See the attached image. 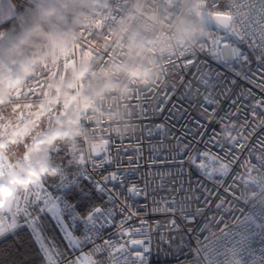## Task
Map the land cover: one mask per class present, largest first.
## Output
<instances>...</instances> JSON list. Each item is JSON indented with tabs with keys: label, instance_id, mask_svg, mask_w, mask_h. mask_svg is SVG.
Masks as SVG:
<instances>
[{
	"label": "snow or ice",
	"instance_id": "snow-or-ice-1",
	"mask_svg": "<svg viewBox=\"0 0 264 264\" xmlns=\"http://www.w3.org/2000/svg\"><path fill=\"white\" fill-rule=\"evenodd\" d=\"M182 59L171 65L175 79L163 95L137 97L146 121L139 133H108L76 158L75 150L61 155L56 131L42 142L47 162L59 159L56 172L23 187L31 154L18 158L16 149L27 148L40 125L33 120L21 130L0 114V181H11L0 204V264H153V246L164 245L179 264H221L225 242L229 264H264V210L260 223L246 217L259 232L212 231L236 205L255 199L249 185L264 195V181L252 177L264 174V31L259 40L254 33L219 36L202 59ZM187 225H195L187 228L195 247Z\"/></svg>",
	"mask_w": 264,
	"mask_h": 264
},
{
	"label": "built area",
	"instance_id": "built-area-1",
	"mask_svg": "<svg viewBox=\"0 0 264 264\" xmlns=\"http://www.w3.org/2000/svg\"><path fill=\"white\" fill-rule=\"evenodd\" d=\"M19 1L32 14L39 16L42 8L29 0ZM0 3L10 5L9 0H0ZM215 3L220 7L213 6L214 0H55L52 6L57 12L53 19L47 20L53 28L49 36L52 40L58 35L65 37L64 62L72 67L75 78L74 92L57 97L63 108L68 103L74 108L73 118L67 125L70 139L67 152L75 150L76 158L80 153L87 157L90 151L103 145L108 133H139L146 121L141 116L137 97L155 95L157 89L163 95L164 83L175 79V69L171 65L183 64L185 55L202 59L203 52L217 37L233 32L216 22L212 13H226L238 33L246 36L254 33L259 40L260 32L264 31V0H215ZM202 12L207 13L206 18H202ZM13 16L14 11L0 19V23ZM19 32L0 29V44ZM29 55L33 63L22 84L7 91L1 90L0 114L5 125L11 121L5 111L10 104L23 106V118L16 119L20 128L39 119L34 103L39 99V92L47 86L48 77L60 65L48 60L43 46ZM129 68H147L149 76L147 79L130 76ZM94 163L99 166L100 162ZM252 177L264 181V174L260 172H253ZM247 192L258 195L247 203L236 205V211L226 214V224L219 228L213 226L216 237L221 236L220 229L232 233L247 227L259 232L246 221V217L255 216L256 223L262 222L260 214L264 210V195L259 194L261 188L258 184L249 185ZM188 227L195 225H187L184 233L186 240H191L192 247H195V240L187 233ZM205 235L209 241L216 238L211 233ZM256 239L258 241L260 237ZM225 249H231V245L225 242L221 264H229L231 260V252ZM184 251L187 252L188 248ZM176 255L167 245L163 250L152 248L153 264H179ZM183 259L185 257L180 255V260Z\"/></svg>",
	"mask_w": 264,
	"mask_h": 264
},
{
	"label": "clouds",
	"instance_id": "clouds-1",
	"mask_svg": "<svg viewBox=\"0 0 264 264\" xmlns=\"http://www.w3.org/2000/svg\"><path fill=\"white\" fill-rule=\"evenodd\" d=\"M57 9L49 6L39 10V17L42 20H50L55 17ZM45 40V28L41 23H32L23 28L14 37L0 44V90L7 91L22 84L25 76L30 71L33 61L30 58V52L39 50ZM130 76L140 79H147L149 69L147 68H129ZM56 135V131H49L36 135L34 139L27 141V148H19L18 158L22 157L24 152L31 154V159L25 162L21 169L23 178L18 181L21 187L28 184L32 178H38L41 174L47 173L49 176L56 172L54 164L47 162L48 153L44 150L46 146L42 145L45 140H51ZM67 136V132H62ZM11 181H0V204L3 203L5 196L10 195L8 184Z\"/></svg>",
	"mask_w": 264,
	"mask_h": 264
},
{
	"label": "trees",
	"instance_id": "trees-1",
	"mask_svg": "<svg viewBox=\"0 0 264 264\" xmlns=\"http://www.w3.org/2000/svg\"><path fill=\"white\" fill-rule=\"evenodd\" d=\"M12 6L14 7V10L16 12V16H13L2 22L0 24V29H9L12 30L13 32H18L21 29L26 28L27 25L29 26L32 23H41L45 28V40L42 46L47 55V58L51 60L53 56L54 46L49 41L50 39L49 34L53 30L50 23L47 20H42L39 16L32 14L30 10L22 2H18L15 0V3L12 4ZM22 17L31 18V21L29 23L23 22L21 20ZM64 46L67 48V42L64 43ZM48 86L49 89L46 90L45 94H50L52 96H57V97L72 94L75 90L74 74L72 67H70V65L67 63H61L59 65L56 75L52 76L49 79ZM60 105H61L60 100H52L47 105L48 108H46L45 114L41 118V121L43 122V124L41 125L43 131L41 132V134L49 131L67 132L68 124L63 125L61 123L62 116L60 115ZM5 111L8 114H12V109L10 106L7 107ZM72 117L73 116H71V119ZM69 144H70V139L67 132V136H63L61 140L57 141L56 146L61 147L63 149L61 155L67 152V148ZM53 164L54 165L59 164V159L55 158Z\"/></svg>",
	"mask_w": 264,
	"mask_h": 264
},
{
	"label": "crops",
	"instance_id": "crops-1",
	"mask_svg": "<svg viewBox=\"0 0 264 264\" xmlns=\"http://www.w3.org/2000/svg\"><path fill=\"white\" fill-rule=\"evenodd\" d=\"M54 2H55V0H49L48 1V3H47V7H49V6H52L53 4H54ZM40 8H46V7H42V6H39ZM23 19V18H22ZM28 19H30V21H31V18H28ZM29 21V22H30ZM28 22V23H29ZM1 24V23H0ZM26 27H28V25L26 26ZM53 31V30H52ZM51 31V32H52ZM19 32V31H18ZM60 35H58V37H59ZM50 40L52 41V39L50 38ZM47 56V55H46ZM64 58H65V55L63 56V57H61V59L59 60V61H54V60H49V61H51V62H55V63H67V62H64ZM68 64V63H67ZM71 67V66H70ZM58 68H59V66L55 69V71H54V73L53 74H51L49 77H48V82H49V79L52 77V76H54V75H56V73H57V70H58ZM73 70V69H72ZM73 74H74V72H73ZM48 82H47V86L44 88V89H42L40 92H39V99L37 100V101H35V103H34V108H35V110L39 113V115H40V117H39V119H37V122L39 123V125H40V128H38V129H36V132H34V136H36V135H40L41 134V130H42V128H41V125L43 124V122L41 121V118L44 116V114H45V110H46V108H48V104H49V102H51L52 100H59V99H57V96H52V95H50V94H45V92H46V90L47 89H49L48 87ZM74 83H75V78H74ZM0 93H1V90H0ZM20 105V104H19ZM11 107V109H12V114H8L7 112V114L10 116V118L11 119H13V120H16L17 118H19L20 117V113H21V111H22V105H20V108L19 109H14L13 108V104H10V105H8L7 107ZM6 107V108H7ZM66 108H63L61 105H60V115L62 116V119H61V123L63 124V125H67V124H69L70 122H71V116H73V114H74V108H73V106L70 104V103H68L66 106H65ZM73 118V117H72ZM31 123H29L28 124V126L30 125Z\"/></svg>",
	"mask_w": 264,
	"mask_h": 264
},
{
	"label": "rangeland",
	"instance_id": "rangeland-1",
	"mask_svg": "<svg viewBox=\"0 0 264 264\" xmlns=\"http://www.w3.org/2000/svg\"><path fill=\"white\" fill-rule=\"evenodd\" d=\"M10 1V5L15 13V16H16V12L14 10V7L12 6V4L15 3V0H9ZM18 2H21L19 0H16ZM33 5L35 6H42V7H47V3L49 0H29ZM23 18V19H22ZM21 20L23 22H28V18L27 17H22ZM49 41L52 43V45L54 46L53 48V56H52V60L54 61H59L61 59V57H63L64 55V52L66 50V47L64 46V43L66 42V39L64 36L60 35L57 39L55 40H50ZM11 122L13 125H16L17 124V120H13L11 119ZM19 125H20V122H18ZM24 126H28V124L24 125ZM23 126H21L22 128ZM20 128V129H21ZM12 130L10 129L9 132H11ZM16 152H17V155H18V152H19V149H16Z\"/></svg>",
	"mask_w": 264,
	"mask_h": 264
},
{
	"label": "water",
	"instance_id": "water-1",
	"mask_svg": "<svg viewBox=\"0 0 264 264\" xmlns=\"http://www.w3.org/2000/svg\"><path fill=\"white\" fill-rule=\"evenodd\" d=\"M201 16H202V18H206L207 13H206V12H202ZM228 17H229V16H228ZM214 20H215L216 22H218L220 25H222L223 27H225V28H231V29L233 30V32L238 33V32L234 29V27L231 25V19H230V17H229L228 19H226V20H218V19L214 16ZM20 114H21V113H20ZM20 117H21V115H20ZM25 127H26V126H23V127L21 128V130H23Z\"/></svg>",
	"mask_w": 264,
	"mask_h": 264
},
{
	"label": "bare ground",
	"instance_id": "bare-ground-1",
	"mask_svg": "<svg viewBox=\"0 0 264 264\" xmlns=\"http://www.w3.org/2000/svg\"><path fill=\"white\" fill-rule=\"evenodd\" d=\"M13 13L12 7L7 3H0V19H5Z\"/></svg>",
	"mask_w": 264,
	"mask_h": 264
}]
</instances>
